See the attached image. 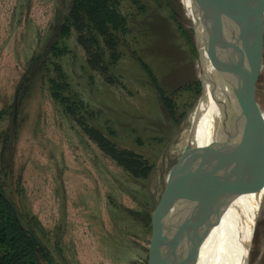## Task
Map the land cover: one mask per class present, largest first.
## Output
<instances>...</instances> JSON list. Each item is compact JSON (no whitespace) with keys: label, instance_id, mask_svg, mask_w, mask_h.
<instances>
[{"label":"rangeland","instance_id":"1","mask_svg":"<svg viewBox=\"0 0 264 264\" xmlns=\"http://www.w3.org/2000/svg\"><path fill=\"white\" fill-rule=\"evenodd\" d=\"M73 1L0 0V111L7 114L0 119V154L16 90L23 95L16 129L8 135L7 191L17 192L18 208L35 227L54 264H184L191 249L174 216L170 212L161 216L160 209L173 186L183 214L189 207L182 168L202 90L175 92L200 80L193 2L141 0L148 8L143 12L123 0L131 30L126 39L117 41L116 61L110 54L99 59L88 42L90 51L84 47L78 33L82 24L86 31L87 20L78 12L70 35L64 37L67 52L51 53L43 60L41 54L66 26ZM247 6L252 18L251 127L264 119V0H247ZM169 10L176 12L184 31ZM152 14V21H146ZM32 57L39 61L29 73ZM53 62L65 74L63 84L70 86L65 94L78 90L99 112V122L116 130L112 144L99 138L82 117H68L52 98L47 82L56 74ZM202 68L206 90L210 82L203 58ZM155 78L167 95H175V115L162 105ZM208 123L202 132L204 146L208 136L210 143L214 141V123L207 119ZM260 137L264 138V130ZM251 164L250 171H256ZM252 181L261 197L247 264H264V175L254 173ZM235 230L239 239L240 228ZM226 261L234 264L231 252Z\"/></svg>","mask_w":264,"mask_h":264},{"label":"water","instance_id":"2","mask_svg":"<svg viewBox=\"0 0 264 264\" xmlns=\"http://www.w3.org/2000/svg\"><path fill=\"white\" fill-rule=\"evenodd\" d=\"M192 2L199 21L197 25L193 24V33L202 96L205 92L204 50L214 69L231 86L234 98L224 107L218 127L220 136L207 146L189 145L187 148L191 159L186 171L191 186L189 194L185 192L189 207L181 237L198 261L204 241L241 195V161L251 152L248 61L251 57L252 18L247 0ZM229 23L235 28L232 33L228 31Z\"/></svg>","mask_w":264,"mask_h":264},{"label":"trees","instance_id":"3","mask_svg":"<svg viewBox=\"0 0 264 264\" xmlns=\"http://www.w3.org/2000/svg\"><path fill=\"white\" fill-rule=\"evenodd\" d=\"M122 1L123 0H74L71 13L67 17L66 26L62 29V31L59 30L57 40H52L51 45L47 48L48 50H46V53L41 54V58L45 60L47 55L51 53L55 56H61L67 52L64 37H68L70 35L71 24L74 23V18L77 17L79 12L83 19L87 20L85 25L86 31L83 30L82 24V27L79 29L80 32L78 33V39H80L84 47H86V49H88V47L94 49L99 59H102L105 55L110 54V60L112 59L111 61H116L118 53L117 41L119 39H126L131 30L129 28V17L122 7ZM129 1L133 5H137L136 7L141 9L143 12L148 11L147 5L144 2V4L141 3V0ZM166 1L169 3V0ZM169 13L178 29L184 31L183 25L179 21L176 12L174 10H169ZM153 17V14L148 16L146 21H152ZM148 28H151V24ZM54 33H56V31H54ZM185 35L186 37H189L188 33H185ZM101 39L103 45L101 44ZM87 42L89 43L88 47ZM60 43L62 46H60ZM89 51L90 50L88 49V52ZM111 53L113 54L112 58ZM37 61H39L37 60V57L31 58V70H29V73L33 72L35 66H37L35 65ZM98 61L96 60L94 63H98ZM112 64L113 62H111V65ZM53 65L55 67L54 71L56 74L52 76V78H49L47 82L52 98L55 101H59L60 104L63 105L65 113L68 117H70V115L82 117L85 121H87L86 123L89 124L87 126H92L95 131L97 130L99 138L101 137L106 142H111L110 144H112L117 137L116 130H110L108 122H99V112L93 110L89 105H87L88 103L78 90L72 93L68 89L71 96H67L65 94L66 89L70 88V86L63 84L62 82V80H66L62 68L58 64H55V62H53ZM142 65L149 69L148 65ZM153 81H155V89L162 105L170 115H175V95H167L166 92H164L165 90L158 85L157 79L155 78ZM190 87L194 88L196 94H199L202 90L201 81L194 80L190 82V84H185L176 90L175 93L179 95L180 91L185 89L188 90ZM21 98H23V95H21V91L18 89L16 90L13 98L11 112L8 114L11 119V131L16 129V123L19 117V102H21ZM6 115V112H3V110L0 111V119ZM10 130L5 131L3 134V136H5L3 141L4 146L0 154V163L3 167L0 172V264H54L49 251L39 238L35 227L29 223V218H27L22 210L18 208L14 199L17 192H13L11 193L13 195H11L7 191L9 187L8 181L11 178V172H6L8 160L7 151L9 144L8 135ZM140 164H142V162H140Z\"/></svg>","mask_w":264,"mask_h":264},{"label":"bare ground","instance_id":"4","mask_svg":"<svg viewBox=\"0 0 264 264\" xmlns=\"http://www.w3.org/2000/svg\"><path fill=\"white\" fill-rule=\"evenodd\" d=\"M194 23L195 25L199 23L195 13ZM234 30L235 28L233 23H229L228 31L232 33ZM203 51L204 50H202V58L210 83L209 87L205 90L204 95L200 99L195 115H192L194 116V125L189 144L193 147H204L205 144L202 140V132L203 130L205 131L206 127L207 129L209 127V123L206 124L207 119L214 123L213 126L215 133L211 131V134L214 136V140L220 136L218 127L223 116L224 107L234 101L231 86L227 84L226 79L222 78L214 69L206 53ZM250 66L251 57L248 61V69H250ZM249 129V145L251 152L247 153L245 158H242L241 161V195L235 199L223 215L220 223L212 229L204 241L198 261H195L194 254L191 252L190 258L184 261V264H210L212 261H214L212 264H226L229 252H231L234 256V264H247L254 213L257 203L261 197L258 187L252 181V178L254 173L261 176L264 175V138L260 137V134L264 130V119H262L259 124L249 127ZM208 134H210V131ZM210 137L211 136H208L206 146L210 144ZM261 143L263 150L259 151ZM256 151H259V155L255 156L257 158L254 157ZM190 159L191 155L186 152L183 161L182 178L185 186V192L187 194H189L191 186L190 181L187 178L188 173L186 171L187 163ZM251 162L256 165V171L254 172L250 171V166L252 165ZM234 207V211L231 210ZM169 212L174 216L178 231L180 232V235L183 236V225L186 215L182 212V205L174 186L165 198L160 214L161 216H164V214ZM236 228H240L239 239L236 235ZM227 234L228 236H226ZM220 248H222V251L218 257L215 253L218 252ZM233 249H235V252ZM213 255L214 257H212Z\"/></svg>","mask_w":264,"mask_h":264}]
</instances>
